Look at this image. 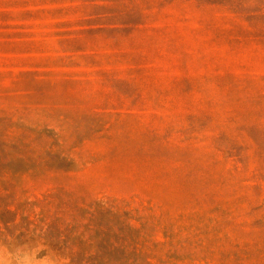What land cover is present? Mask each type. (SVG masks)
<instances>
[{
    "label": "rangeland",
    "instance_id": "obj_1",
    "mask_svg": "<svg viewBox=\"0 0 264 264\" xmlns=\"http://www.w3.org/2000/svg\"><path fill=\"white\" fill-rule=\"evenodd\" d=\"M0 264H264V0H0Z\"/></svg>",
    "mask_w": 264,
    "mask_h": 264
}]
</instances>
